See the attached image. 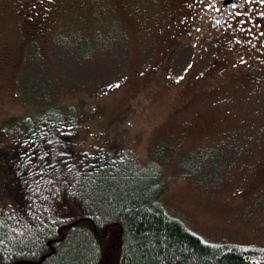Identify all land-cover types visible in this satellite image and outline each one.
Listing matches in <instances>:
<instances>
[{"label": "rangeland", "instance_id": "rangeland-1", "mask_svg": "<svg viewBox=\"0 0 264 264\" xmlns=\"http://www.w3.org/2000/svg\"><path fill=\"white\" fill-rule=\"evenodd\" d=\"M196 4L0 0V184L17 122L61 103L83 152L134 154L194 234L264 248V72L241 40L176 53Z\"/></svg>", "mask_w": 264, "mask_h": 264}, {"label": "trees", "instance_id": "trees-1", "mask_svg": "<svg viewBox=\"0 0 264 264\" xmlns=\"http://www.w3.org/2000/svg\"><path fill=\"white\" fill-rule=\"evenodd\" d=\"M29 114L2 155L0 264H264V248L210 244L168 215L134 154L83 152L73 106Z\"/></svg>", "mask_w": 264, "mask_h": 264}, {"label": "flooded vegetation", "instance_id": "flooded-vegetation-1", "mask_svg": "<svg viewBox=\"0 0 264 264\" xmlns=\"http://www.w3.org/2000/svg\"><path fill=\"white\" fill-rule=\"evenodd\" d=\"M229 38L231 42H245L247 45L242 50L248 65L256 72H264V0H197L191 22L177 42L176 53L198 44L209 47L221 41L227 43ZM251 43L255 44L256 51L260 50L262 61L258 55H251L255 51ZM208 49L211 51L212 47ZM254 58L258 67L256 62H249ZM236 70L242 71V66ZM231 73L235 75L234 71Z\"/></svg>", "mask_w": 264, "mask_h": 264}]
</instances>
